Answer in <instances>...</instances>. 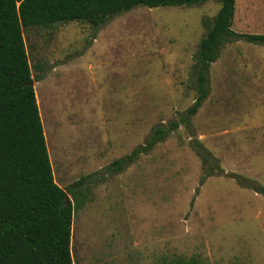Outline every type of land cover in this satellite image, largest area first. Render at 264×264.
<instances>
[{
  "label": "rangeland",
  "instance_id": "1",
  "mask_svg": "<svg viewBox=\"0 0 264 264\" xmlns=\"http://www.w3.org/2000/svg\"><path fill=\"white\" fill-rule=\"evenodd\" d=\"M219 7L136 6L97 28H23L54 180L67 191L89 176L74 264H264V196L232 177L264 186V45L227 42L189 125L107 170L193 103V56ZM232 29L264 34V0H235ZM195 139L223 169L202 183Z\"/></svg>",
  "mask_w": 264,
  "mask_h": 264
},
{
  "label": "trees",
  "instance_id": "2",
  "mask_svg": "<svg viewBox=\"0 0 264 264\" xmlns=\"http://www.w3.org/2000/svg\"><path fill=\"white\" fill-rule=\"evenodd\" d=\"M207 0H0V264H74L71 253L73 214L87 201L84 182L67 191L54 180L45 129L32 84L23 28L84 21L95 28L136 6H192ZM215 16L205 22V35L193 56V103L177 119L151 129L144 144L113 160L107 170L119 173L138 155L148 153L180 125H189L209 93V68L229 41L264 45V34L232 29L235 0H217ZM195 141V142H194ZM192 148L205 175L223 172L198 139ZM235 175V174H232ZM234 177L242 188L264 196V186ZM72 194V200L67 197Z\"/></svg>",
  "mask_w": 264,
  "mask_h": 264
},
{
  "label": "crops",
  "instance_id": "3",
  "mask_svg": "<svg viewBox=\"0 0 264 264\" xmlns=\"http://www.w3.org/2000/svg\"><path fill=\"white\" fill-rule=\"evenodd\" d=\"M37 94H39L38 92H37ZM37 96V95H36ZM38 101V100H37ZM39 106H40V101H39V104H38ZM40 108V114H41V118L43 119V115H42V109H41V107H39ZM44 120V119H43ZM43 120H42V122H43ZM45 129V128H44ZM45 131H46V129H45Z\"/></svg>",
  "mask_w": 264,
  "mask_h": 264
}]
</instances>
